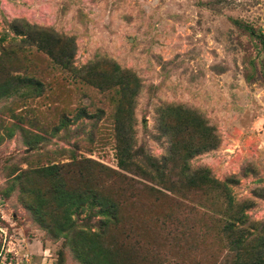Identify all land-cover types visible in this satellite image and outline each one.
<instances>
[{
  "label": "rangeland",
  "instance_id": "obj_1",
  "mask_svg": "<svg viewBox=\"0 0 264 264\" xmlns=\"http://www.w3.org/2000/svg\"><path fill=\"white\" fill-rule=\"evenodd\" d=\"M41 6L0 0V264H264V0ZM51 166L109 216L57 234Z\"/></svg>",
  "mask_w": 264,
  "mask_h": 264
},
{
  "label": "trees",
  "instance_id": "obj_2",
  "mask_svg": "<svg viewBox=\"0 0 264 264\" xmlns=\"http://www.w3.org/2000/svg\"><path fill=\"white\" fill-rule=\"evenodd\" d=\"M26 30H34V38L39 39V50L42 52H45L47 55H49L52 58H56L55 61L56 64H58L59 68L61 70H68L69 64L68 61L63 59V56H65V53L59 52L58 45L52 47V44L48 42L47 39V31L42 28H38L37 26H30L27 25ZM38 30V32H37ZM32 35V34H31ZM18 36H26L25 31H18ZM1 42V41H0ZM70 42V41H69ZM58 50V53L61 55L60 58L55 57V52ZM75 48L71 46L70 50L68 51V60L70 61L71 58L74 56ZM67 54V53H66ZM67 56V55H66ZM19 85H32V86H40L39 82H37L34 79L31 78H18ZM195 118V117H194ZM196 120V118L194 119ZM209 133L212 132V129L207 130ZM61 170L62 167L59 166H51L47 168H43V170H40L39 175H42L44 177H50L52 181L55 183L54 190L52 191V195L55 198V201L58 203V211L62 213L63 218L65 220V225H57L58 228L56 229L57 234H61L65 231H69L72 229V225L69 224L72 222V216L77 212H85L86 206L89 205L90 202H93V205L101 204L102 205V214L103 216H109L108 211L111 210L109 203L106 201L105 203H99L102 202V199L99 196H95L92 192L91 194L89 192H73L70 191L65 187L63 184V180L60 181L59 179L61 176ZM58 183V184H57ZM112 212V210H111ZM38 217L42 223H44L45 227H49V221L52 216L48 217L46 214H42L40 210L37 211ZM109 221V220H108ZM88 263V262H86Z\"/></svg>",
  "mask_w": 264,
  "mask_h": 264
},
{
  "label": "crops",
  "instance_id": "obj_3",
  "mask_svg": "<svg viewBox=\"0 0 264 264\" xmlns=\"http://www.w3.org/2000/svg\"><path fill=\"white\" fill-rule=\"evenodd\" d=\"M33 4H39V3H42V6L40 7L41 9H45L47 8L49 5H50V2L51 0H40V1H37V0H30ZM38 6V5H37ZM89 8V7H88ZM86 12H89V9L88 11L85 10Z\"/></svg>",
  "mask_w": 264,
  "mask_h": 264
}]
</instances>
